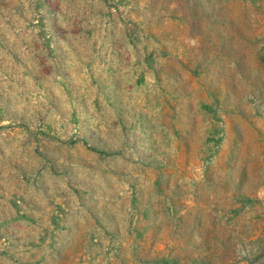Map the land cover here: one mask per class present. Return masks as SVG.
<instances>
[{
	"label": "rangeland",
	"instance_id": "1",
	"mask_svg": "<svg viewBox=\"0 0 264 264\" xmlns=\"http://www.w3.org/2000/svg\"><path fill=\"white\" fill-rule=\"evenodd\" d=\"M0 264H264V0H0Z\"/></svg>",
	"mask_w": 264,
	"mask_h": 264
},
{
	"label": "crops",
	"instance_id": "2",
	"mask_svg": "<svg viewBox=\"0 0 264 264\" xmlns=\"http://www.w3.org/2000/svg\"><path fill=\"white\" fill-rule=\"evenodd\" d=\"M198 9V8H197ZM195 10V9H194ZM67 13V12H66ZM65 15L67 16L66 21L68 25H80V24H85L87 19L90 18L89 15V11L87 10H76L75 11H68V13ZM202 13H196V16L201 15ZM197 20L201 23L204 24L203 20H202V16L196 17ZM194 37H192L193 39H196L197 41L200 39V36L198 34L193 35ZM191 38V39H192ZM192 39V40H193ZM75 41V39H69L70 43H73ZM71 45V44H70ZM71 50V49H70ZM75 46L72 44V50L70 51V62H69V72L73 75L75 73V67L78 64L77 61V56L75 54Z\"/></svg>",
	"mask_w": 264,
	"mask_h": 264
}]
</instances>
